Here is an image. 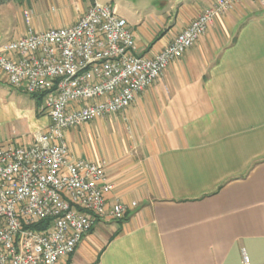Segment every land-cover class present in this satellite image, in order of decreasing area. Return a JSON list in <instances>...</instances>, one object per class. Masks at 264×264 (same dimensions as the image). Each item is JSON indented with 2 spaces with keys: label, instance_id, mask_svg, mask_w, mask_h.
Masks as SVG:
<instances>
[{
  "label": "crops",
  "instance_id": "0c3cea01",
  "mask_svg": "<svg viewBox=\"0 0 264 264\" xmlns=\"http://www.w3.org/2000/svg\"><path fill=\"white\" fill-rule=\"evenodd\" d=\"M93 1L0 0V45L26 32L24 10L41 31L72 25ZM95 1L115 5L145 57L215 2ZM43 107L0 71V146L32 143L50 123ZM107 122L109 146L70 153L104 160L109 202L136 205L122 223L96 220L65 263L241 264L245 252L264 264V0H239L126 109L81 125Z\"/></svg>",
  "mask_w": 264,
  "mask_h": 264
},
{
  "label": "built area",
  "instance_id": "2783aa9c",
  "mask_svg": "<svg viewBox=\"0 0 264 264\" xmlns=\"http://www.w3.org/2000/svg\"><path fill=\"white\" fill-rule=\"evenodd\" d=\"M238 1L215 0L152 57L136 52L113 4L94 0L72 25L41 31L24 10L28 28L0 45V71L10 86L43 97L50 123L27 146H0V264H66L96 220L135 207L109 202L105 161L74 157L65 132L126 109ZM241 264H250L245 252Z\"/></svg>",
  "mask_w": 264,
  "mask_h": 264
},
{
  "label": "rangeland",
  "instance_id": "374dc122",
  "mask_svg": "<svg viewBox=\"0 0 264 264\" xmlns=\"http://www.w3.org/2000/svg\"><path fill=\"white\" fill-rule=\"evenodd\" d=\"M97 119L91 120L90 124H94ZM80 125L78 127H73L71 132L65 133V139L69 146L79 145L84 154H86L87 149L93 151L95 144L97 147L100 146H109L110 138L113 137L114 133L111 132L110 124L107 122V130H95L94 128L89 131L87 128ZM113 133V134H112ZM123 134V133H122ZM117 135H121V132H118ZM110 142V143H109Z\"/></svg>",
  "mask_w": 264,
  "mask_h": 264
},
{
  "label": "trees",
  "instance_id": "16d2710c",
  "mask_svg": "<svg viewBox=\"0 0 264 264\" xmlns=\"http://www.w3.org/2000/svg\"><path fill=\"white\" fill-rule=\"evenodd\" d=\"M126 219H127V213L125 214V216H124L122 219H120V220H116V222H117V223H122V222L125 221ZM49 222H50L49 219H46L45 221H42L41 224H43L44 226H46ZM36 225H37V224H36ZM36 225H35V226H36ZM37 226H39V225H37ZM93 226H94V225H93ZM93 226L89 229L88 233L91 232V230H93ZM70 256H71V255H70ZM68 258H69V257H68ZM67 261H69V259H68ZM66 264H68V263L66 262Z\"/></svg>",
  "mask_w": 264,
  "mask_h": 264
}]
</instances>
